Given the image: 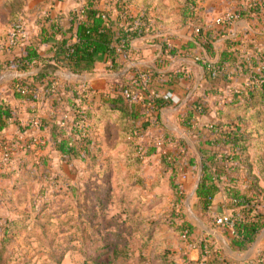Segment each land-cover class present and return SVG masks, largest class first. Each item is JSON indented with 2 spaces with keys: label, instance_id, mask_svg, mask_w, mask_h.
<instances>
[{
  "label": "trees",
  "instance_id": "trees-1",
  "mask_svg": "<svg viewBox=\"0 0 264 264\" xmlns=\"http://www.w3.org/2000/svg\"><path fill=\"white\" fill-rule=\"evenodd\" d=\"M100 1L87 0L86 5L79 11L70 13V22L77 24L78 40L69 44L53 43L55 52L49 58L41 56L40 46L50 43L51 40L55 41L57 34H66L61 22L62 18L57 16V13L48 12L39 21L38 35L25 38L26 35L17 34L14 37L6 36L5 40L0 39L2 44L0 71L13 68L20 73L13 82L16 96L38 102L39 96L47 95L54 110L50 120L40 118V124L36 129L48 128V138L35 139L31 136L30 133L35 130L31 129L30 123L26 128L20 126L19 130L23 138L19 136L7 138L11 143V151L14 152L16 146L21 145L26 161L29 158L33 162L32 165L41 162L45 168H51L54 159H57L60 162L57 170L61 174H56V180L63 179L64 174L67 173L72 175L81 172L76 166V161L81 160L85 163V170L89 172L88 176L91 179L88 189L92 190L96 199L107 197L111 192L110 185L104 181L111 178L113 159L103 150L104 140L100 132L101 128L109 124L91 107L83 106L89 101L92 93L88 83L78 78L93 72L96 62L102 60L110 61L113 64L112 70L118 71L122 64L118 60L119 44L128 37L133 39L147 32H154L152 29L148 30L146 24H142L140 21L143 20L142 18L136 21V18L130 14L128 8L131 0H109L117 10V14L121 15L117 20H113L111 13L100 7ZM239 11L240 17H246L251 10L239 9ZM196 12L192 7L185 8L184 22L194 19ZM125 23H129L132 28L125 29ZM11 40L14 41L12 45ZM192 45L190 43L189 47ZM250 57V59L240 58L232 49L224 51L218 61H208L204 64L207 76L212 79L223 73V78L231 81L228 75L231 77L235 75L234 71L239 67L242 68L243 73H249L252 77L242 83L244 87L241 88L239 95L219 109L215 116H211L204 105L199 106L202 113L209 116V121L206 131L200 130L197 133L200 143H197V149L192 152L189 149L188 151L181 149V146L186 144L183 140L176 142L174 137L163 139L165 145L162 146L159 140L154 139L149 133L150 128L159 123L161 109L172 103L171 99L155 94L151 96L146 92L145 85L126 76L115 81L116 87L112 94L102 95V103L112 112L118 113L115 123L126 138V142L133 147V152L137 153L130 158L133 161L131 164H140L148 156L159 153L161 162L171 171L170 185L175 199L173 215L178 216L177 205L183 206L185 198L178 177L185 175L193 166L201 169L196 185L198 197L196 208L199 211L208 213L214 197L222 191L225 192L228 207L234 210V215L231 217L233 225L220 227V234L227 246L238 253L246 251L264 232V188L259 184L258 178L252 174L254 166H251L250 162L251 148L255 144H261L255 140L261 135L259 110L264 109V52H258L257 56ZM251 65H257L260 70H253ZM37 68L39 69L33 74L23 75ZM61 69L71 71L77 79L68 80L59 77L58 71ZM84 85L88 89V92L84 93L87 95H80L79 92ZM126 89L138 91L142 97L141 101L127 98L123 94ZM8 106L5 101L0 102V132H4L8 119L11 118ZM143 107L146 108V114L145 119L141 120ZM193 116V110L187 111L183 125L189 127L186 122ZM154 117L156 120H153ZM169 144L173 147L169 148ZM39 149L46 152L37 155ZM136 183L145 187L144 179L141 177ZM56 186L61 189L63 187L59 183ZM76 189H80V186L68 184V190ZM182 217V221L176 224V229L180 234L191 238L195 233V226L186 219L187 215ZM9 230V226L0 224L3 241L6 240ZM214 238L216 242L213 244L207 242V239L201 242V259L205 264H223L226 261L219 250L222 241L216 236ZM220 248L223 246L221 245ZM63 256L64 254H61L57 259L58 264H61ZM231 262L264 264V249L254 258L247 260L237 258Z\"/></svg>",
  "mask_w": 264,
  "mask_h": 264
},
{
  "label": "rangeland",
  "instance_id": "rangeland-1",
  "mask_svg": "<svg viewBox=\"0 0 264 264\" xmlns=\"http://www.w3.org/2000/svg\"><path fill=\"white\" fill-rule=\"evenodd\" d=\"M76 2L0 0V39L15 33L27 35L54 5ZM205 2L131 0L129 5L143 13L136 16V21L142 18V24L154 30L151 33L171 39L189 35L185 32L188 23L184 22L185 8L192 7L198 12L204 10ZM259 112L261 135L255 141L261 144L251 148L250 162L254 166L252 174L264 188V109ZM114 136L104 147L116 169L104 181L111 192L102 199H96L88 189L91 179L81 160L76 162L81 172L67 173L56 180L60 167L57 159L51 168H45L41 162L32 165L29 158L25 160L21 145L16 146L10 160L2 159L0 154V224L10 229L5 241L0 234V264H58L61 254H64L61 264H205L201 259V242L207 239L213 244L214 236L223 243L219 245L220 254L226 259L223 264H233L231 261L237 255L226 247L221 226L216 223L224 215H203L192 202L191 189L185 186L181 188L186 210L177 205L178 216L173 215L175 199L166 187V176L153 191L137 184L142 175L150 184L158 181L159 169L151 162L139 172L137 168L127 172L125 158L133 147ZM57 183L63 185L62 189ZM68 184L80 189L68 190ZM160 193L163 197H158ZM184 215L195 226L191 238L176 229Z\"/></svg>",
  "mask_w": 264,
  "mask_h": 264
},
{
  "label": "crops",
  "instance_id": "crops-1",
  "mask_svg": "<svg viewBox=\"0 0 264 264\" xmlns=\"http://www.w3.org/2000/svg\"><path fill=\"white\" fill-rule=\"evenodd\" d=\"M76 1L73 5L68 3L54 5L49 10L50 14L52 12L57 13V16L62 18L61 22L66 34H57L55 41L51 40L50 43L41 45L40 53L42 57L49 58L54 55L53 43L66 42L69 44L78 40L76 34L77 24H72L69 17L70 13L74 14L75 11H79L80 8L84 7L87 0ZM103 1H100V7L110 12L113 20L120 19L121 15L117 14L113 4L109 0L107 4ZM205 3L204 10L196 12L200 16H195L194 20L188 21L185 26V32L189 33V35L166 39L158 33L147 32L131 39L127 49L119 52L118 60L122 64L118 71L112 70L113 64L110 61L102 60L96 62L93 72L86 73L78 78L88 83L92 93L89 101L83 106L91 107L96 114L103 116V120H106L109 124L100 130L101 137L104 140V152L106 142H109L114 135L120 141L126 142V138L121 134L120 128L115 123L118 113L112 112L102 103V95L112 94L116 87L115 81L120 79V77L126 76L141 83V75L150 71L152 76L146 85V92L151 96L154 94L164 96L170 92L177 98V102L172 101L170 106L161 109L160 121L157 125L150 128L149 133L154 139L159 140L162 146L165 145L163 144V139L174 137L176 142L183 140L186 144L181 146V149L184 151L189 149L190 152L197 149V143H200L197 133L200 130L206 131V125L209 121V116L206 113H202L199 106L204 105L211 116H215L219 109L225 107L226 104L239 95L241 88L244 87L242 83L252 77L249 73H243L242 68L239 67L235 69V75H232V77L228 75L231 81L225 80L223 73L212 79L207 76L204 64L208 61H218L224 51L232 49L235 50L240 58L245 59H250V56L253 55L257 56L258 52H264V0H206ZM128 9L135 18L143 14L140 9L135 10L133 5H129ZM239 9L251 10L249 16L240 17L232 26L228 27L216 24L215 20L222 12ZM34 28L35 30L28 32L25 38H31L39 34L40 22ZM196 28H200V31L196 32ZM190 43L193 44L191 47H189ZM176 47L185 48L177 49ZM208 47H210V50H208ZM251 66L253 70H260L257 65ZM38 69L30 70V72L23 75H31ZM177 74H179V77H177ZM18 75L20 73L13 68L0 71V102L5 101L9 105L11 116L4 132L1 133L3 137L16 138L18 133H20V126L26 128L30 121L36 117L48 121L54 113L47 95L44 97L39 96L40 100L38 102L20 99L16 96L13 82ZM58 76L68 80L77 79L71 71L66 69L58 71ZM40 90L44 93L42 88ZM24 91L27 92L26 90ZM214 97L216 99L213 102L210 101ZM189 110H193L194 116L189 119L190 121L186 122L189 125V127H186L183 124L184 120H186L185 115ZM142 114L141 120H144L145 107L142 108ZM154 119L156 120V117ZM10 120H15L16 122ZM172 120H175V122H172ZM30 135L35 139L39 137L48 138L49 129L35 130ZM172 147L173 145L169 144V148ZM131 150H129L128 157H124L126 171L134 172V168H137L139 172L140 169L142 170L148 166V163L155 162L156 166L154 165V168L159 169L160 178L155 183L152 182L150 184L148 178L140 175L144 179V188L153 191V189L159 187L162 178L166 176V187L169 188V192L174 196L170 185L171 171L167 170L166 166L161 162L159 153L148 156L140 164H131L133 161L130 158L137 155L136 151L134 153L132 148ZM45 152L46 150L39 149L37 155ZM54 154L56 155V153ZM115 169L113 167V170ZM200 170L199 167L193 166L185 175L178 177V182L181 185L183 184L182 187L185 186L189 190L191 189L190 195L195 207L198 203L196 185L199 180ZM157 195H159L158 197H163L164 194L160 193ZM207 214L231 217L234 215V210L228 207V199L225 192L222 191L214 197L209 212L203 215ZM225 244L227 247V243ZM262 249H264V232L246 251L241 253L234 252L238 259L247 260L254 258Z\"/></svg>",
  "mask_w": 264,
  "mask_h": 264
},
{
  "label": "built area",
  "instance_id": "built-area-1",
  "mask_svg": "<svg viewBox=\"0 0 264 264\" xmlns=\"http://www.w3.org/2000/svg\"><path fill=\"white\" fill-rule=\"evenodd\" d=\"M104 17L106 18V14ZM239 18H240V11L239 10L226 11L225 13L217 16L215 22H216V24H222L224 26H232ZM124 25H125V29L132 28V27H130L129 23H125ZM199 31H200V28H196V32H199ZM15 35H17V33L13 34L12 37H14ZM130 40H131L130 37L123 40L118 46L119 51H124L125 49H127ZM13 43H14V41L11 40L10 44L12 45ZM1 48H2V44H0V49ZM151 76H152V72H150V71L144 72L141 75L142 79H141L140 84L146 86V84L148 83ZM85 92H88V89L84 85L81 87V91L79 93H80V95H87V94H84ZM123 94L131 100L139 101L142 98L138 91H133V90H129V89L124 90ZM164 98L165 99H171L172 101H175V102L178 101L177 98L175 96H173V94L170 92L166 93L164 95ZM66 117H67V115L65 116V118ZM39 124H40V119L36 117L30 121L29 126L31 127V129L36 130L38 128ZM63 124H65V123L63 122ZM1 133L2 132H0V154H1V158L4 160H10V157L13 154V152L10 149L11 143L7 139L8 137H3ZM18 136L23 138V135L21 133H18ZM3 139H5V140H3ZM216 223L221 227L226 226V225L231 227L233 225V220H232L231 216H222L216 220Z\"/></svg>",
  "mask_w": 264,
  "mask_h": 264
}]
</instances>
